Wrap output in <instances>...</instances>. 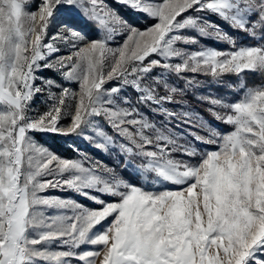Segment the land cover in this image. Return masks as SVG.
I'll return each mask as SVG.
<instances>
[{"label":"snow or ice","instance_id":"1","mask_svg":"<svg viewBox=\"0 0 264 264\" xmlns=\"http://www.w3.org/2000/svg\"><path fill=\"white\" fill-rule=\"evenodd\" d=\"M0 264H264V0H0Z\"/></svg>","mask_w":264,"mask_h":264},{"label":"rangeland","instance_id":"2","mask_svg":"<svg viewBox=\"0 0 264 264\" xmlns=\"http://www.w3.org/2000/svg\"><path fill=\"white\" fill-rule=\"evenodd\" d=\"M115 6V5H113ZM129 19L137 24V26H139L140 28H144L146 26V23L145 21L141 18V19H138L136 17H129ZM147 23H151V21H148ZM83 30L85 32H87V34L89 35L90 38H98L97 36V33L95 31V27L94 26H88V27H84ZM50 35H51V32H50ZM227 49V48H226ZM64 52H67V49H63L62 48V53L63 54ZM44 75L48 78H54V79H57V81L60 80V77L53 73V72H45ZM70 87H72L73 89H77L78 90V85L73 83L70 85ZM47 96V93L44 94V97H41L40 99H38L35 103H34V112L32 114H38V113H41L43 111H45V103L43 102L45 100ZM62 124H67L68 123V120L67 118H65L64 120L61 121ZM38 139L40 141L41 144L51 148L52 150L56 151L58 154H60L61 156H63L62 152L60 150H55V148L53 147L54 144H52L53 142H58V144L61 146H65L67 149H72L74 151V146L72 144V140L74 139L73 137H61L59 135H55V134H45L43 135V137H39L38 136ZM77 146L84 150L85 152H90L91 149L88 148V145L86 142L84 141H77ZM57 149H61V147H57ZM69 151V150H68ZM65 152V153H70V152ZM76 156V152L74 151V154L71 158H75ZM103 159V158H101ZM106 163L108 164H112L113 161L111 160H107L105 161ZM52 194L54 195H66L65 193H59V192H53ZM87 206L89 207H95L94 205H92L90 202L88 201H83Z\"/></svg>","mask_w":264,"mask_h":264},{"label":"trees","instance_id":"3","mask_svg":"<svg viewBox=\"0 0 264 264\" xmlns=\"http://www.w3.org/2000/svg\"><path fill=\"white\" fill-rule=\"evenodd\" d=\"M209 44H210V46L211 45H215V47H217V48H221V49H226L228 46L227 45H225V44H223V43H216V42H214V41H209ZM230 99H231V97H229ZM201 110H203V109H201ZM209 119H211L210 117H209ZM221 127L223 128V127H226V126H223V125H221ZM52 144H54L53 145V147L55 148V150H60L61 152H62V150H63V152H62V154H63V156L64 157H67V158H71L72 156H73V154H74V151L72 150V149H67L65 146H63V145H59L58 144V142H53ZM57 147H61V149H57ZM69 150V151H68ZM70 152V153H65V152Z\"/></svg>","mask_w":264,"mask_h":264}]
</instances>
